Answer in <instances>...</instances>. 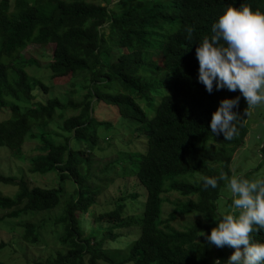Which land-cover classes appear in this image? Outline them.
I'll return each instance as SVG.
<instances>
[{"label": "trees", "instance_id": "trees-1", "mask_svg": "<svg viewBox=\"0 0 264 264\" xmlns=\"http://www.w3.org/2000/svg\"><path fill=\"white\" fill-rule=\"evenodd\" d=\"M110 1L0 0V114L6 116L0 121V147L12 158L27 161L30 173L51 175L54 183L31 187L22 177L0 175L1 186L15 189L10 196L0 195V212H6L0 221L54 209L61 202L63 184L70 182L73 192L55 221L62 226L59 242L64 251L35 264H209L211 245L198 235L215 226L216 201L226 182L205 188L201 177H218L221 171L232 176L233 156L244 145L252 108L245 115L241 96L233 109L240 115L236 133L229 140L213 135L212 112L221 99L239 92L214 87L208 93L197 81L195 48L211 34L212 23L225 8L243 5L264 13V0H116L111 7ZM186 26L193 29L191 40L186 39ZM29 45L50 47L46 69L53 85L83 81L86 91L80 101L54 97L34 102V90L48 93L50 86L30 74L29 68L38 62L24 57ZM94 104L115 108L121 118L135 121L132 133L145 139V148L120 153L119 160L90 175V153L105 123L95 118ZM65 110L78 113L62 122L64 142L43 140L35 147L37 154L26 156L24 145L32 130L62 118ZM115 163H122L119 175L131 179L130 191L124 194L137 204V214L123 213L125 196L108 211L91 208L111 181ZM197 174V182L187 180ZM249 176L242 178L252 179ZM141 188L143 201L138 196ZM166 193L184 201L173 203L162 220ZM177 212L197 220L184 230L174 229L170 223ZM85 214L96 224L87 234L80 219ZM129 229L138 234L126 242L123 257L104 248L125 239L122 231ZM249 236L264 243V230ZM22 239L37 243L36 228L26 224ZM4 247L0 242V250Z\"/></svg>", "mask_w": 264, "mask_h": 264}, {"label": "rangeland", "instance_id": "rangeland-1", "mask_svg": "<svg viewBox=\"0 0 264 264\" xmlns=\"http://www.w3.org/2000/svg\"><path fill=\"white\" fill-rule=\"evenodd\" d=\"M93 3H103V0H87ZM111 6L116 0H111ZM50 47H36L29 45L24 50L25 58H32L38 62L37 66L29 68V72L33 78L39 79L41 83L49 87L48 93H44L41 88H36L33 94L35 95L34 102L46 103L50 98H58L63 102H67L71 98L74 102L80 101L85 93L83 88V81L77 79L75 86L70 83H62L53 85L50 80L49 72L46 69L50 62ZM71 91L74 92L71 93ZM20 106L25 105L24 101L19 102ZM94 104L95 118L99 121H105L98 129V144L97 147L90 153L91 171L92 174H99V171L107 166L109 163L119 160V154L141 152L145 148V139L135 137L134 122L128 119H123L118 115L115 108ZM78 111L65 110L62 118L54 119L50 124L44 128L32 130V135H28L24 145L26 156H33L37 154L35 147L41 144L43 140H47L54 144L64 142L65 133L60 130L62 122L65 118L77 114ZM6 116L0 114V121ZM136 123V122H135ZM248 134L245 138L244 145L235 153L231 163L232 176L236 175L242 177L246 174H251L252 179L260 178L264 173V151L261 148L264 146V104H259L252 108L247 117ZM108 124L110 126H108ZM72 143L71 145H75ZM114 171L108 177L111 180L106 187L101 190V193L96 198L95 206L92 209H99L101 212L108 211L109 206H112L114 201L119 200L120 196H125L124 214H137L140 212L137 204L131 202L126 194L129 193L131 179L119 175L122 163L114 164ZM257 170V172H256ZM0 175L15 176L24 178L28 184L39 187L54 186L53 177L51 175H37L29 172V164L27 161L16 160L9 156V150L5 147H0ZM199 175L189 177L190 182H197ZM73 185L70 182H65L62 189L61 202L54 209L40 213H28L20 215L19 218H6L0 221V242L5 244V247L0 250V262L2 264H35L36 262L44 263L48 258L54 257L58 252H63L64 247L59 242V235L62 230L60 224L55 221L60 217L63 211L64 200L72 194ZM138 195L140 200L141 194H144V189ZM15 191L14 187H4L0 185V195L10 196ZM127 192L126 194H124ZM143 196V197H144ZM166 200L161 207L162 220L166 219L169 213L174 209L176 201H184L173 193H166L163 195ZM232 201V194L226 187L221 189L219 197L216 201L217 215L223 213L235 214L232 205L227 206V200ZM103 208V209H101ZM6 212H0L3 216ZM217 217V216H216ZM84 224V234H87L90 227L96 226L93 218L87 214L80 217ZM197 216L175 214L174 220L170 223L171 227L177 230H184L190 224L196 222ZM31 224L36 228L38 235L37 243H27L23 241L22 236L25 231V225ZM122 235L126 237L120 239L118 243L105 244L104 248L110 253L117 254L120 258L125 255L124 247L127 241H132L138 234V230L129 229L123 230ZM231 254V247H216L211 245L208 253V263L213 264L215 259H219L221 264Z\"/></svg>", "mask_w": 264, "mask_h": 264}, {"label": "clouds", "instance_id": "clouds-1", "mask_svg": "<svg viewBox=\"0 0 264 264\" xmlns=\"http://www.w3.org/2000/svg\"><path fill=\"white\" fill-rule=\"evenodd\" d=\"M185 31L186 39L191 40L193 29L186 26ZM210 33L195 48L197 81L208 93L214 87L238 90L239 95L219 101L209 122L214 136L222 134L229 140L237 131L240 115L233 109L240 97L246 101L245 115L247 109L264 104V13L243 5L227 7L212 23ZM201 180L205 188H216L218 180L225 181L235 214H218L210 232L201 230L198 236L218 248L234 249L223 264H264V243L252 241L249 236L253 231L264 230V178L227 176L221 171L218 177L202 176ZM213 264L221 261L215 259Z\"/></svg>", "mask_w": 264, "mask_h": 264}]
</instances>
